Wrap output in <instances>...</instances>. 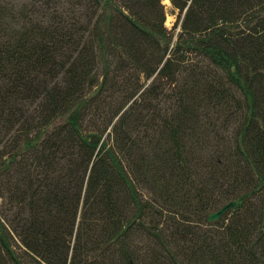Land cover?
<instances>
[{"label":"trees","instance_id":"trees-1","mask_svg":"<svg viewBox=\"0 0 264 264\" xmlns=\"http://www.w3.org/2000/svg\"><path fill=\"white\" fill-rule=\"evenodd\" d=\"M38 1L46 20L0 0V264H264V0H171L177 32L161 0H71L72 14ZM105 39L128 84L93 106L79 93ZM141 74L166 81L151 87L165 107L139 109ZM88 114L105 115L114 146ZM140 154L132 179L121 158ZM143 189H161L157 207ZM229 201L228 219L206 221Z\"/></svg>","mask_w":264,"mask_h":264},{"label":"rangeland","instance_id":"rangeland-1","mask_svg":"<svg viewBox=\"0 0 264 264\" xmlns=\"http://www.w3.org/2000/svg\"><path fill=\"white\" fill-rule=\"evenodd\" d=\"M17 1H18V3L20 5H19V8H18V10L16 12V15L20 14V13H24L25 11H27L30 14L32 12V7H37V14H40L41 12H43V16L44 17H37L34 14L31 15L37 21L40 20V19L46 20V19H48L47 17H49L51 14H53L52 10H50L48 12V11L44 10L42 7H39V1L38 0H17ZM35 2H37V4ZM76 4H77V2H76ZM76 4H75V1H71V0L70 1L69 0H64L63 2H59L58 8H60V10L58 9L57 12L58 13L64 12L65 14H72V12L73 13L74 12L78 13L82 9H78V5H76ZM160 4L162 5V11H163V14H164V24H163L164 27L167 29V31H170V32L175 31V32H177L178 28H179L180 21H181V19L178 18V11L174 9V7L172 6L170 0H161ZM22 6H24L25 8L22 11H20V8ZM83 7H84V12H85L86 11L85 10L86 9V5L83 6ZM100 12H101V9H100V11H98L97 14H99ZM58 13H57V16H58ZM97 14L95 15V17H94V19L92 21L93 25H94L96 19H99L100 17H102L103 13L100 15L99 18H97ZM97 26H98V23H97ZM90 28H91V24L89 25V29ZM116 29L117 28H115V30ZM103 30H105V29H103ZM122 53H123L122 49L115 50V46H112L111 43H109V41L107 39H105V41L103 43H101V45H97L96 46V49H95V68L93 70L94 79L91 80V81H86L85 82V86L88 83H91V85H88L86 87V89L82 93H79V95L83 94L82 95V99L84 101L88 100V101L91 102V104L93 106H95V105L99 104L98 103L99 100H103V97H108L110 94H114V93L117 94L118 93V90L116 88L117 86L121 85V87H122V83L128 84V82H127L128 80H126L122 76H116L114 71L112 70V69L120 68L122 59H125V56H123ZM56 58H57V56H56ZM119 60H120V62H119ZM106 62H108V64H110V67H111L110 75H111V77L109 78V82L107 83V86L104 89L97 91L98 86L103 81V76L102 75H103V71L106 69V67H105ZM116 72L119 73V74H123V75H128L129 74V70H126V71L116 70ZM35 74H36V77H37V79L39 81V84H40L41 83L40 72L38 70H36ZM61 74L63 75V73H61ZM156 76H157V74L152 75L149 78H146L145 74H141V75L138 76V80L139 81H136V83H139V87H141L143 85V89H148V92L146 94H144L145 96L143 98H141V97L137 98V100L139 102L138 107H139L140 110H142V106H144L147 110H150L154 101H160L161 104L163 105V107L166 106L168 98L165 96L164 92L167 93L168 90L165 88V86L162 88V91H164L162 93H160V91L158 89H151L152 84L153 85H157V84L163 85L166 82L165 80L159 81ZM155 80H157V81H155ZM22 81L25 84H30V83L34 84L35 81L38 83L36 78H34L31 75L25 76L22 79ZM56 83H58V78H57V82ZM143 89H142V91H143ZM142 91L139 90L137 96ZM232 91H233V89H232ZM35 94L37 95V100L33 101V107L37 108L38 104H39V96L40 95L38 94V92H36ZM118 96H119V93H118ZM241 101H242V99L238 95V101L235 100L234 103L236 105L237 103H239ZM140 110H139V112H140ZM237 111H239V109H237ZM90 112H92V111H90ZM241 112L242 111H240L239 113H241ZM108 117L109 116H107V118ZM91 119H93V121H95L92 124L91 132L96 133L97 136H101V139H100V142H99L98 145H100V144L105 142L107 144L105 149H109L112 145L114 146L115 145V141H114L115 140L114 139L115 135L111 132V126L104 133L102 132V130L104 129V125H105L104 124V120H106L105 119V115H96V114H88V115H86L85 116V120L86 121L83 122L84 127H87V126L90 125V123L92 122V121H90ZM55 120H56V122H58V124H63L65 122V120L62 117L61 118H57ZM146 120H149V119H146ZM88 121H90V122H88ZM113 121L114 122L116 121L115 118L113 119ZM52 126H54V125H52ZM131 132H130L131 135L133 134V136H135V134L137 132H141V131L138 130L137 128H134V129H132ZM161 141L163 142L164 145H166V143H167L166 138L164 140L162 139ZM154 142H155V139H154ZM177 145H181L182 146L183 142H178ZM145 148L146 147L144 146L143 149H145ZM188 148H189V146H188ZM96 151H97V149L94 151V153ZM203 151H208V149L204 148V150H202V152ZM121 161L123 163V166H125L127 173L129 172V174L132 176V179H134V174H137V173L139 174L138 178H140V179L142 178V176H143L142 171H138L137 172V171H134L133 169L134 168H138L140 165H142V164H144L146 162L144 154L138 155V157L135 160H132V158H130V159L129 158L128 159L121 158ZM152 162H154V160ZM149 182H150V180H149ZM142 192H143L144 197H147V199H149L150 202L155 207H157L159 205V199L162 198L161 189L157 190L158 199L156 201L151 200L149 197H151L152 199H156L157 194L152 196V193L148 194L147 189H143ZM0 204H1V199H0ZM223 204L224 203H222V205ZM1 208H2V205H0V209ZM216 209H218V208H216ZM216 209H214V210H216ZM210 211H213V210H210ZM210 211H208V213ZM173 213L174 212L165 213V215L166 216H171V215H173ZM225 214L223 215V218L225 217V219H228L230 217V215H231V213H228L226 215ZM218 221L220 223H222V217ZM201 226H203V225H201ZM203 227L206 229L209 226H203ZM19 242H20V240L16 244L18 245V249L21 250V249H23V246Z\"/></svg>","mask_w":264,"mask_h":264},{"label":"water","instance_id":"water-1","mask_svg":"<svg viewBox=\"0 0 264 264\" xmlns=\"http://www.w3.org/2000/svg\"><path fill=\"white\" fill-rule=\"evenodd\" d=\"M234 205V201H230L223 205L221 208L214 212H210L207 216V221H217L229 208H231Z\"/></svg>","mask_w":264,"mask_h":264}]
</instances>
